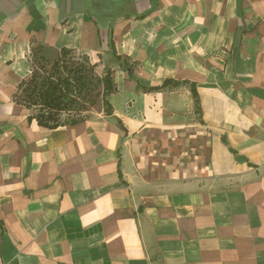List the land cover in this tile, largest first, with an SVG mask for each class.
<instances>
[{"label":"crops","instance_id":"obj_1","mask_svg":"<svg viewBox=\"0 0 264 264\" xmlns=\"http://www.w3.org/2000/svg\"><path fill=\"white\" fill-rule=\"evenodd\" d=\"M38 45L112 71L111 114L30 120ZM0 256L264 264V0H0Z\"/></svg>","mask_w":264,"mask_h":264},{"label":"trees","instance_id":"obj_2","mask_svg":"<svg viewBox=\"0 0 264 264\" xmlns=\"http://www.w3.org/2000/svg\"><path fill=\"white\" fill-rule=\"evenodd\" d=\"M42 52L41 45L33 49L31 75L20 84L15 95L17 103L35 111L30 120L36 119L40 126L50 129L76 124L87 118L85 114L95 107L100 98L107 114H111L106 99L113 91L110 70L100 77L87 56L69 49H63L46 69ZM171 83L167 80L162 87ZM192 93L197 101L198 93L194 85Z\"/></svg>","mask_w":264,"mask_h":264},{"label":"rangeland","instance_id":"obj_3","mask_svg":"<svg viewBox=\"0 0 264 264\" xmlns=\"http://www.w3.org/2000/svg\"><path fill=\"white\" fill-rule=\"evenodd\" d=\"M41 56H43L46 59V61H43V65L45 66L46 69H49L50 65L57 58V56L50 55L48 52H46V50H43V52L41 53ZM106 72H107V69L104 70L103 72H101L100 73L101 75H99V76L103 77ZM110 72H111V74H113L112 71H110ZM100 90L102 91V86H100ZM103 108H104V106L102 104V99L100 98L98 100V103L95 105V107H93L90 112L86 113L85 116L87 118L97 117L98 113L101 112Z\"/></svg>","mask_w":264,"mask_h":264},{"label":"water","instance_id":"obj_4","mask_svg":"<svg viewBox=\"0 0 264 264\" xmlns=\"http://www.w3.org/2000/svg\"><path fill=\"white\" fill-rule=\"evenodd\" d=\"M107 119H108L110 122H112V123L118 124V119H117L116 117H114V116H112V117H108Z\"/></svg>","mask_w":264,"mask_h":264},{"label":"built area","instance_id":"obj_5","mask_svg":"<svg viewBox=\"0 0 264 264\" xmlns=\"http://www.w3.org/2000/svg\"><path fill=\"white\" fill-rule=\"evenodd\" d=\"M0 264H8L7 262H5L2 257L0 256Z\"/></svg>","mask_w":264,"mask_h":264}]
</instances>
